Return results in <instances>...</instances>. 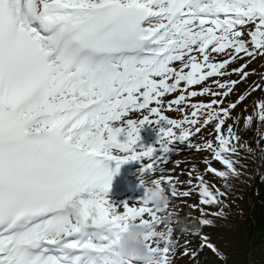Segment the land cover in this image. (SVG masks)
<instances>
[{
    "label": "snow or ice",
    "instance_id": "obj_1",
    "mask_svg": "<svg viewBox=\"0 0 264 264\" xmlns=\"http://www.w3.org/2000/svg\"><path fill=\"white\" fill-rule=\"evenodd\" d=\"M257 57H264V0H0V264H173L171 224L179 221L171 218L178 213L160 216L167 204L149 206L154 182L167 183L163 191L176 199L197 193L200 215L189 216L194 223L184 231L224 258L203 228L225 215L226 193L205 176L228 186L240 175L241 148L264 159V131L256 149L237 146L234 125L242 116L232 113L250 93L227 102ZM234 62L239 67L229 70ZM232 74L239 80L227 79ZM256 90L264 92V80ZM176 92L165 105L162 98ZM204 95L211 99H189ZM181 105L191 109L181 119L162 110L184 113ZM131 112L143 114L127 118ZM243 119V130L254 121L264 129V99ZM146 124H163L158 147L137 143ZM210 125L214 138H204ZM197 135L196 150L211 153L204 172L166 175L169 146L177 139L190 146ZM129 160L142 162L140 174L156 176L140 182L141 206L108 195V162ZM130 222L148 226L142 235L150 255L120 251Z\"/></svg>",
    "mask_w": 264,
    "mask_h": 264
},
{
    "label": "trees",
    "instance_id": "obj_2",
    "mask_svg": "<svg viewBox=\"0 0 264 264\" xmlns=\"http://www.w3.org/2000/svg\"><path fill=\"white\" fill-rule=\"evenodd\" d=\"M257 121L247 130L240 128L243 143L253 144L260 130ZM243 195H240L236 212L232 217L242 216L236 228L232 229L233 246L236 248L241 242L245 253L251 255V261H239V255H233L229 263L232 264H264V181L256 179L251 182L243 175ZM251 185V187H250ZM250 187V188H249ZM236 224L235 222L230 224ZM222 264V263H220Z\"/></svg>",
    "mask_w": 264,
    "mask_h": 264
},
{
    "label": "clouds",
    "instance_id": "obj_3",
    "mask_svg": "<svg viewBox=\"0 0 264 264\" xmlns=\"http://www.w3.org/2000/svg\"><path fill=\"white\" fill-rule=\"evenodd\" d=\"M138 180L140 182L145 181L142 178V174L138 176ZM146 202L151 203L154 207H160L166 204V197L159 182H154L152 186L148 188ZM147 229V225L130 222L127 231H125L120 238V251L127 256L150 255L151 253L148 252L147 245L142 235Z\"/></svg>",
    "mask_w": 264,
    "mask_h": 264
},
{
    "label": "rangeland",
    "instance_id": "obj_4",
    "mask_svg": "<svg viewBox=\"0 0 264 264\" xmlns=\"http://www.w3.org/2000/svg\"><path fill=\"white\" fill-rule=\"evenodd\" d=\"M259 92V91H258ZM251 94H250V96H252V91L250 92ZM252 97H256V96H252ZM257 98H259V97H257ZM247 106H248V104H247ZM181 158H182V156H180V157H177V158H175V159H177V161L178 162H180V160H181ZM183 162H180V166H179V168L180 169H183ZM261 169H262V171L264 172V162L261 164ZM175 232V231H174Z\"/></svg>",
    "mask_w": 264,
    "mask_h": 264
},
{
    "label": "bare ground",
    "instance_id": "obj_5",
    "mask_svg": "<svg viewBox=\"0 0 264 264\" xmlns=\"http://www.w3.org/2000/svg\"><path fill=\"white\" fill-rule=\"evenodd\" d=\"M222 264H227V263H222Z\"/></svg>",
    "mask_w": 264,
    "mask_h": 264
}]
</instances>
